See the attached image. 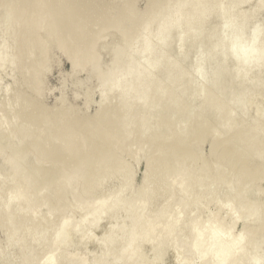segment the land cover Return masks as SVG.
Masks as SVG:
<instances>
[{"label":"bare ground","instance_id":"bare-ground-1","mask_svg":"<svg viewBox=\"0 0 264 264\" xmlns=\"http://www.w3.org/2000/svg\"><path fill=\"white\" fill-rule=\"evenodd\" d=\"M100 1H102V4H99V0H0V11L1 12L3 11V13H5V15H4L5 18H8L10 20H15L16 24L20 26L18 33L17 32L14 33L16 40L14 41V47H12L11 51L9 52L10 57L9 58L5 57V59L10 61L12 66L16 67L20 74L25 72L26 69L29 68L30 69L28 71V72H30L29 77H32L33 79L36 78L37 76H41L42 70H44L46 68V66L48 65L49 50H50V47L52 44H54L56 47H58L60 50H62L64 52V54L67 56L68 60L70 61L71 68L73 70L78 69V68H83L82 66L85 64L90 65V69H91L92 68L91 65H93L99 59L101 60V58L104 57L105 54L101 56L102 53H100V55H99V52H98L99 47L98 46H99V43L101 41V38L104 35H107V33L111 32V31L118 32L119 34H121L126 39V41L130 42L134 38H135L134 41H136V40L138 41L139 35L143 36V38H142L143 41L145 40L144 39L145 37H146V39H148L147 36L149 34L151 37L155 38L154 32H152L153 35H151V31L154 30L157 33L156 37H157V35H158V37L160 36L159 33L162 34L160 36L161 37L160 40L163 38L162 42L164 41V43L166 42L167 44L171 43V45L173 47H174V45H177V47L179 46L178 47L179 49L177 50V52L175 51L176 57L174 60L169 59L170 62H167L165 65H162V63H161V68L163 66V71L158 76H153L151 73V69L157 66L156 62H158V59H153V60L150 59V60H152V62L151 61L148 62V58L149 57L151 58V56H150V52L152 53L151 48H152V50H154V48H155L153 46H149L150 47L149 50L147 49L148 45L146 46V51L148 50V52H149V53L147 52V54L149 56L148 58H146L145 55L142 56L143 59L145 57V60H147V63H150V65L147 68H145L143 66L144 69H141L137 75L135 74L136 76H134L133 78L130 77L131 79L130 78L126 79L125 74L129 73V71L127 72L126 70L124 71L123 69L122 70L124 72H127V73H124V75H121V76L119 75L118 79L116 77L117 73H115V76L113 77V72H114L113 66H110V65H114V63L117 60L111 59V61H109L107 63L108 65L106 67V64L104 63L105 60L103 58V60H101V61H103V63L105 64L104 65L105 68L101 69V67H99L100 64H103L101 62L98 65L99 68L96 66L97 67L96 71L98 72V71H102V70L106 69L107 70L106 72L111 73L110 77H108L102 71V73H103L102 75H101V72L99 73V75L102 76V79H103L104 75H106L105 77H107L108 79H110L111 75H112V79L116 77V81L114 79H113L114 81L112 79H110V81L112 80L114 82V83H112V85L110 83L109 86L104 87V88L101 86L103 88V89L101 88V90H102L101 91V99H100L98 108L93 115H88L86 113H82V114L78 113L77 114L78 116H75V117L66 116L64 114V110L66 107L63 106V104H62L61 108H57V109L55 108L54 110H47L39 103L40 101L37 99V96L34 99H32L29 96V92L26 91L27 88L26 89L24 88V90L21 88V89H19L20 91L18 93H16L15 96L14 95L10 96V99L12 100V102L10 99H8L7 94H5L4 98H0V154L6 156V158H7L6 159L4 156L1 157V155H0L2 163H3L4 159H5V161L9 160L8 164H11L10 162H12L13 165H14V163L16 164V162L26 163L28 159L30 160L29 163L27 164V166L24 165V166H22V168L20 167L19 163L17 164L18 167L16 169V173L12 177L11 181H8V182L4 181L2 178L3 176L0 173V224H1V228H2L4 235L9 239L13 238L14 242L16 244H18L19 246H21V248L27 247L28 246L27 244L33 242L34 239L36 238V235L39 236V232L42 233L41 230L44 229V227H48L50 224H52V225L54 224V221L57 218L56 217L57 213L62 208H64L63 207L64 204L61 201L62 200L64 201L65 198H67L66 195H67L68 190L71 191L72 189H75L76 190V191L74 190L76 192V193L74 192L75 196L78 192L77 189L82 190V192L83 191L87 192L89 190L90 186L93 183H95V181H99V180L101 181L106 175L108 178L109 177L108 174L110 172H113L114 169L116 170L120 167H121L120 169H122V162L121 161H123V159H121V161H120L121 157L119 158V156H121L120 155L121 153L123 154V152H126L129 149H131V146H133L132 149L136 153L152 151L153 156H152V158L149 157L148 163L152 167L154 166L153 168L155 169V168H159V167H165L167 165V162L165 163L166 155H168L172 152L176 155H180L181 159L187 157L188 161H189V158L193 157L192 155H194L193 152H194L195 143H197V147H198V145L200 144V143L198 144V140L201 142V140H200L201 138L203 139L204 137H210L212 140L211 151H212V155H213V156L212 155H210V156H212L213 164H217V163H215L217 160L221 159V161H222V159H226L225 161L228 160L233 166L236 167L237 172H239V174H240L238 176H240L241 178H249L250 177V178L256 179L257 176H259L258 174L256 176V172H254L250 167H248L249 165H247V159L250 157L249 156L250 150L254 151L258 147V145H262L263 137H264V126L261 124L260 125L257 124V125L252 126V124L256 122L255 121L253 123H250L251 128L248 131L238 130V131L232 132L230 135L231 137H229V138L224 137V135L222 137L221 132L227 128H231V130H232L231 125L233 126L235 123L233 121L232 117L228 116L229 103L231 105V102H232V96H231V90H230V87L232 88V86H229V88H226L227 84H224L225 78L221 77V76H223V75H221V71L219 72V70L218 71L216 70V73L211 77V81H209V82H211L213 87H215L216 91L218 90V92L223 93L222 96H224V98L221 99V98H218L217 95L213 96L211 94H206V95L204 94L205 97H204L202 104L201 105L199 104L200 107L195 110L194 105H193V101H194L193 99H195V97L199 94L198 93L199 91L196 89V87L194 85V81H193L192 76L187 74L184 71V69H182L181 65L178 66L179 61L183 60L186 62H183L182 64L187 65L190 69L191 68H200L201 71L203 70L202 72L205 73L206 72L205 68L208 64L207 63L208 60L209 59L211 60V58H212V61H213V59H214L213 57L214 56L216 57L217 53L215 54V52L218 51V48H217L218 45H217L216 41H214L213 39H212L213 42L211 41V38H210V40H208V37H210V36H207V39H206L204 37V35H202V37L199 40L197 39L198 41H195V43H197L198 46L196 44H194L193 47L189 49L188 47H186V46H188L187 42H186V45L184 46V44H183L185 42L184 41L185 40L184 39V33L182 31H180V29H179V25L183 22L184 23V32L185 33H187V32L189 33V31L193 32L192 29H194V27H192V25H191L193 17L197 13H200V12L203 13L202 10L204 11L207 8H212L211 3H210V5L206 4V6H205L204 0H170L167 3H164L166 0H150L149 4L146 6V8L142 12H138L136 9V1H134V0H132V1H129V0L128 1L127 0L126 1L125 0H100ZM221 1H222V4H221L222 7L220 6V8L223 9V13H224L225 12L224 10H226L227 8L225 7V5H223V1L225 3V0H221ZM228 1H226L227 6H229L231 4V3H228ZM234 1L232 2V5H230L231 9H235L236 7H234V6L239 5V4L237 5V2L240 0H236V2H234ZM242 1L243 0H241L240 3H243ZM262 2H263V0H262ZM214 3L216 4V2H214ZM233 4H235V5H233ZM257 4H258V2H257ZM187 5H190L192 7V11H189L188 13H185L188 10L185 12H183V11L181 12V9ZM104 6H107L108 10ZM213 6H214V4H213ZM262 6H264V5H262V3H260L259 10L257 8V11H259V13H257V11H254V16H255V13L258 15L260 14V12L264 9ZM240 7H238L239 11H240ZM222 9H221V14H223ZM252 9L254 10V7ZM260 9H262V10L260 11ZM230 10H229V12H228V9L226 11L228 12V14L231 12L230 14L232 17L234 11H230ZM242 10L243 9L241 8V11ZM243 11H245V9ZM179 12H180V14H179ZM227 12H225V13H227ZM249 12H250V10H249ZM136 13L138 14V16L136 15ZM237 13H239V12H237ZM263 13H264V10H263ZM215 14L217 15V13H215ZM228 14L223 15L224 16V18L222 17L223 23L225 22L227 24V22H229V20H232V19L235 21V17L230 19V16L228 17L229 19L227 18L228 19L227 21L224 20L226 15L228 16ZM236 14L234 13L233 16H236ZM240 14H241V12L239 14H237L238 17ZM243 14H244V12H243ZM245 14H247V12ZM245 14L243 15L244 17H242V15H240L242 18L239 19V23H240V20H242L241 22H243L240 24L242 27L244 25V22H247V20L245 21V19H247L246 18L247 16L245 17ZM258 15H256L257 18L262 17L260 15H259L260 16L259 17ZM200 16H201V14H200ZM254 16L253 15L249 16V18L251 19L249 22V25H248V22H247V26H246V23L244 25L247 27L246 29L250 30V32H252L250 29L251 27L253 30L257 29V28H255V29L253 28L254 23L256 21V16L255 17ZM253 17H254V19L252 20ZM263 18H264V16H263ZM130 19H131V21H130ZM3 20H4V18H3ZM236 20H238V18H236ZM248 21H249V19H248ZM258 21H260V23H258ZM199 22H201V20ZM202 22H203V20H202ZM204 22H205V20H204ZM231 22H233V21H231ZM235 22H237V21H235ZM256 22L258 24L255 23V25L259 26V28H258L259 32L253 31L252 33H253L254 38L252 36V39L250 36V34H252V33H250V34L248 33L249 35L247 34V36H250L249 40L250 41L255 40V42H256V40L259 41L260 38L262 40V37L264 35V30L262 31L263 34L260 33L262 30L261 25L263 24L262 26H264V21H262V18H261V20L257 19ZM209 23H211V22H209ZM214 23H215V21H214ZM220 23H219V19H218V22H217L218 26ZM239 23L237 22V27H236L237 32L234 29V27L236 25L234 22H233L234 27H233V25L230 26L229 28L226 25H224V26L227 27L229 30L231 29V31L233 33H235V35L237 36L238 32H239L238 30L240 28ZM222 24H221V28H222L223 32H221V34L222 33L224 34V32H227L228 30L226 28H224V26ZM229 24H232V23L229 22ZM251 24H253V25L251 26ZM214 26H215L214 30L216 31V28H217L216 24ZM248 26H249V28H248ZM152 27L154 29H152ZM232 27H233V29H232ZM260 28H261V30H260ZM150 29H152V30H150ZM210 29L213 32L212 26L210 27ZM210 29H209V31H210ZM224 29H226L227 31H225ZM241 30L242 29L240 28V31ZM215 31H214L213 35H217V32L215 34ZM232 32H231V35H233V37H234V34ZM243 32L245 33L244 30H243ZM243 32L241 31V33H243ZM228 33H229V31H228ZM228 33H227V35L225 34V36H223L224 38H226V36H228L227 39H229V41H227V43H225V45L226 46L229 45L228 48H230L231 46L233 47L234 45L238 46L239 40L237 39L238 41L236 44V42H235L236 36L234 37L235 43L233 44V38L230 37L231 35H228ZM244 33H243L244 37L242 35V38H241V45H242V42L245 43V40L243 41V39H246V42H247V39L249 38V37L245 38L246 33L245 34ZM218 34H219V32H218ZM255 34H256V36H255ZM259 34L262 35V37L257 36ZM196 35H197V33H196ZM209 35H211V34H209ZM219 36H221V35L219 34ZM198 37H199V35L197 36V38ZM240 37H241V34H240ZM105 38L106 37L102 38L103 41ZM157 38H155V40H157ZM231 38H232V40H231ZM149 39H150V37H149ZM191 39H193V38H191ZM107 40H108V38H107ZM158 40H159V38H158ZM187 40H189V37L187 38ZM205 40H207V42H205ZM140 41H141V39H140ZM140 41H139V43H140ZM231 41H232L233 45H231V43H230ZM258 41H257V44L259 43ZM107 42H109V41H107ZM124 42H125V40H124ZM149 42H150V40H149ZM149 42H147V40L144 41V43H149ZM153 42L154 41H152V43ZM156 42L158 43L159 41H156ZM224 42H226V41L223 40V41H221L222 44L221 43H218V44H221L219 46L220 48L223 47L224 50H226L227 47L225 48V46H223ZM157 43H156V45H157ZM260 43L263 44L262 41ZM160 44L162 45V43H160ZM245 44L247 45L248 42ZM245 44H243V48H247L245 50H246L247 55H248L249 47L252 45V43H251V45L248 44L247 47L244 46ZM105 45H107L106 42L104 43V45H102V46L100 45V46L103 48V47H105ZM135 45H136V43H135ZM135 45L133 44V46H135ZM141 45H142V43L139 44L138 48L142 47L141 48V51H142L144 49V46H141ZM253 45H254V49L257 48V46H259V44L258 45L253 44ZM157 46H159V45H157ZM162 46H165V45H162ZM215 46L217 49L215 48ZM237 46H236V49L234 48V50L238 51L237 53H240V55L238 54L240 60L237 58L236 54L232 53L234 51V50L232 51V48L229 51L227 50V53H229L231 51V53H229V54H232L233 59H234V57L237 58L236 59V60H238L237 63H238V65L240 64L239 66L237 65V63L233 64L235 66V68H236V66H238V67L242 66V69L245 68L244 71H246V73L248 74V72H250L251 68L247 72L246 69L249 68V66L247 64L252 63L253 62L252 59L257 60V61H254V63L259 62L257 64V66H259L260 64H262V62H264V60L262 59L264 56V48H263L264 45H260L262 47L258 48V49H260L259 51H257V49H256V51H257L256 54H255L254 49H252V53L254 51V55H250V61L251 62L248 61L247 63L244 62V60H245L244 52L242 55V51H240L243 49L239 50V46H238V48H237ZM112 48H114V47H112ZM120 48H122V47H120ZM220 48H219L218 53L220 52ZM252 48H253V46H252ZM106 49H107V46H106ZM139 49H138V51H139ZM156 49L157 48H155V52H159ZM35 50H37L36 55L33 54V53H35L34 52ZM224 50H223V52H224ZM124 51H125V49L122 50V53ZM196 52H197V55L195 56V58L197 57V59H191V57L189 55L194 54ZM112 53H113V51H112ZM252 53L250 52L249 54H252ZM113 54H114V58H116L115 57L116 53H113ZM121 55H123V54H121ZM222 55L225 56L223 53H222ZM241 55L243 56V58ZM116 56H117V54H116ZM99 57H101V58H99ZM157 57H158V54H157ZM217 57L220 58L219 54ZM226 57L229 58L228 55H226ZM226 57H224V59ZM258 57H260V60H258ZM140 59H142V58L140 57ZM161 59H162V57H161ZM224 59H223V61H224ZM242 59H243V61H242L243 63H239V61H241ZM2 60H4L3 57H2ZM112 60L114 61V63L112 62ZM225 60H226V62L230 61V59H228L229 61L227 59H225ZM248 60H249V56H248ZM107 61H108V59H107ZM110 62H111V64H109ZM216 63L218 65V61ZM224 63L225 62H223V65H224ZM116 64H118V63H116ZM131 64H132V62L130 61L128 63V65H130L129 68L131 67ZM137 64H140V63L137 61ZM221 64H222V62H221ZM79 65H81V66H79ZM244 65H245V67H244ZM108 66L110 68L112 67V69H111L112 72H111V70L108 69ZM246 66H248V68H246ZM255 66H256V64H255ZM238 67H237V70H239ZM141 68H142V66H141ZM222 68H223V66H222ZM230 68H231V66H230ZM230 68H229V70H230ZM210 69L212 70V68H210ZM210 69L207 68L208 71ZM220 69H221V66H220ZM225 69H227V68L225 67ZM257 69L259 70V67ZM122 70H121V72L119 71V73H123ZM137 71H138V69H137ZM197 71H198V69H197ZM194 72H195V70H194ZM109 73H108V75H109ZM203 73H202V75H203ZM208 73L209 72H207L206 75L209 76ZM212 73H214V72L212 71ZM243 73L244 72H242V75H243ZM130 74L134 75L133 72L132 73L130 72ZM206 75H204V76H206ZM234 75L236 77L235 73H234ZM127 76H129V75H127ZM224 76H225V74H224ZM248 76H247V80L249 82L250 79H248ZM200 77H201V75H200ZM207 77H206V79H207ZM245 77H246V74H245ZM252 78H253V76H252ZM201 79L206 80V79H203L202 77H201ZM231 79H233V78L231 77ZM245 80H246V78H245ZM243 81H244V79H243ZM100 82H102V81H100ZM107 82L109 83V80ZM246 82L247 81H245V83ZM103 83H100V84L104 85V86H106L108 84V83L106 84V82H105V84H103ZM243 84H244V82H243ZM212 85H210V86H212ZM201 86H203V85H201ZM238 86H239V84H238ZM35 88L38 89V87H35ZM201 89L204 90V87ZM261 89L264 90L263 88H261ZM232 90H233V88H232ZM200 93H203V92L200 90ZM244 94H245V92H244ZM251 94H252V92H251ZM237 95H239V94H237ZM241 96H242V94H241ZM233 97H234V94H233ZM225 98H226V100H224ZM235 98H236V96H235ZM249 98H250V95H249ZM235 103H236V101H235ZM232 104H233V102H232ZM236 106H237V103H236ZM242 107L243 108H240V109L245 110L244 109L245 106L243 105ZM247 107H249V106L248 105L246 106L245 111L248 110ZM41 109H43L46 112H42ZM243 110L240 112H243ZM231 111L233 114L234 110L231 109ZM245 111H244V113H245ZM225 114H227L226 117H225ZM223 118H226V119H223ZM249 118H251L252 120L254 119V117L252 118V116H250L247 118L248 121H249ZM255 118H256L255 120L258 119L257 117H255ZM236 125H237V123H236ZM235 127L240 129L238 126H235ZM246 127H247V124H246ZM227 133H228V130H227ZM249 138L254 139V144L250 141L253 144L252 147L248 146L247 141ZM14 139H20L21 145L17 148V150L12 151L11 143ZM19 143L20 142H18V144ZM132 149H131V153L133 152ZM195 149H196V147H195ZM201 153L202 152L200 150V154ZM146 154L150 155L149 152L148 153L146 152ZM135 156H137V154H135ZM196 156H198V155L195 154L194 157H196ZM202 156H203V154H202ZM208 156H209V154H208ZM3 157H4V159H3ZM254 157H256V156L254 155ZM203 159L204 158H202V160ZM183 160L181 162V165L183 163ZM195 160H196V158L194 159V161ZM251 160H250V162H251ZM166 161H168V160H166ZM191 161L193 162L192 158H191ZM191 161H190V164H191ZM196 161L199 162L198 158ZM176 162H177V160H176ZM202 162H204V161H202ZM205 162H207V160H205ZM0 164H1V161H0ZM211 164H212V162H211ZM201 165H203V168H204L203 170H201L202 172L205 171V168L208 170V167L206 166L205 163L204 164L202 163ZM204 165H205V167H204ZM218 165H216V167ZM226 165H227V167L230 166V164L228 166V163H226ZM172 166L175 167L176 169L177 168H179V169H177L175 172V168H172V169H174L173 174H172V172L170 173V171L167 170L168 174L165 173V179L166 178L170 179L173 176L175 177L178 175H180L181 177L186 175V174H184L185 168L184 169L182 168L181 173L177 172V171H180V169H181L180 164L178 166H177V164H176V166H174V165H172ZM183 166H184V164H183ZM185 166H186V163H185ZM213 166H215V165H213ZM223 166H224V164H223ZM194 167L195 166L193 165V169H194ZM227 167H226V169H227ZM124 168H125V166H124ZM170 168H171V166H170ZM190 168L192 169V167H190ZM200 168L202 169V166ZM127 169H128V167H127ZM150 169H152V168H150ZM186 169H188V168L186 167ZM229 169H230V167H229ZM207 170H206V172H208ZM217 170L218 169H216V171ZM219 170H220V168H219ZM191 171H193V170H191ZM191 171H190V174H191ZM201 171H200V173H201ZM228 171H227V173H228ZM234 171H235V169H234ZM153 172H155V171L153 170ZM194 172L192 173V175L194 177L193 176L190 177L189 176L190 174L187 171L188 176L186 175L187 176L186 177L187 180H185L186 183L188 182L189 179L191 180L192 178H195L197 175L199 176L198 173L195 176L197 171L195 173ZM206 172H204V174H206ZM237 172H236V175H237ZM117 173H118V171H117ZM145 173H146V170H145ZM147 173H148V171H147ZM160 173H161V170H160ZM175 173H177V174H175ZM214 173H215V171H214ZM234 173L235 172H233V174ZM169 174H171L170 177H168ZM204 174H203V176H204ZM233 174L230 175L231 176L230 178H232ZM128 175H130V174H128ZM149 175L151 178L152 174L148 173V176ZM158 175L155 174V176H158ZM113 176L111 178H113ZM121 176L123 177L122 174H121ZM124 176H125V173H124ZM130 176H132V175H130ZM198 176H197L198 181H196V182L198 183V185H200L199 183L201 180L203 181V179H201V177H203V176L200 175V179L198 178ZM206 176H207V174L204 177H206ZM122 177H120V180ZM145 177H147L146 174H145ZM163 177H164V174H163ZM188 177H190V178L188 179ZM213 178L211 179L212 183H213V181H212ZM220 178H222V177H220ZM160 179H161V177H160ZM165 179H163V180L165 181ZM234 179L235 178L233 176V180ZM109 180H110V178H109ZM124 180H125V178H124ZM152 180H153V178H152ZM152 180H150V181H152ZM154 180H159V178L154 179ZM217 180H218V176H217ZM226 181H229V178ZM258 181H259V179H258ZM155 182H157V181H154V187L156 185L157 186L160 185V180H159V185H158V183H156V185H155ZM166 182L168 183L169 180L167 179L165 181V184H166ZM55 183H56V187L52 188ZM124 183L121 186H123ZM151 183H150V185L152 186L153 183L152 184ZM161 183H162V180H161ZM189 183L190 182H188V184ZM192 183H194V181ZM192 183H191V188L189 187V190L190 189L193 190L194 185L192 187ZM197 183L195 185H197ZM233 183H234V181H233ZM12 184H14V185L11 186ZM202 184H203V182H201V185L199 187H202ZM229 184H230V182L226 185H229ZM126 185L128 186V184H126ZM234 185H236V184L234 183ZM246 185L247 184L245 183V186ZM93 187H91V188H93ZM98 187H99V184H98L97 188L95 187L93 189H98ZM159 187L161 188V190H159L158 192L162 193L164 191L162 189L163 185H161ZM141 188H142V186H141ZM148 188H149V182H148ZM148 188H147V182H146V186H145V182H144V189H148ZM187 188H188V185H187ZM123 189H125V186H124V188L122 187V190ZM152 189H153V187H152ZM196 189H198V187ZM234 189H235V187H234ZM236 189H237V187H236ZM45 190L47 192L46 194H51L48 197V199H46L47 197L45 195H42V192ZM90 191H91V189H90ZM98 191H99V189L97 190V193L95 191L93 192L94 198H96V196H97V195L95 196V193L100 195V192H98ZM247 191H248V189H247ZM71 192H73V191H71ZM71 192H70V194H71ZM79 192H78V194H79ZM78 194H77V196H78ZM88 194H89V196L87 195V198L90 197L89 192H88ZM160 194L158 193V197H160L159 196ZM163 194H164V192H163ZM244 194H246V193H244ZM72 195H73V193L71 194V196ZM84 195L85 194H83V196ZM101 195H102V193H101ZM155 195H157V194L155 193ZM200 195H201V192H200ZM80 196L82 198V194ZM80 196H78L77 198L75 197L74 199L77 200L80 198ZM90 198L92 199V196ZM79 201H82V199L78 200V202ZM85 201H86V199H85ZM80 204L83 205V203H80ZM250 204H251V201H250ZM45 205H47L49 207V210H48L46 215H43L42 212L39 210L42 206L45 207ZM75 205H77V202ZM78 206L81 207V205H78ZM86 206L89 207V205H87V204L84 205V207H86ZM68 208L69 207H67V209ZM71 208H72V205H71ZM71 208H69V209H71ZM78 208L76 206V209L74 208V211L77 210ZM114 208H115V206H114ZM114 208L111 206V208H109V209L111 211V209L114 210ZM248 208H249V205H248ZM79 209H81V208H79ZM242 209H243V207H242ZM259 209H260V207H259ZM130 210L135 211L136 209L131 208ZM130 210H129V212H130ZM251 210H252V208L250 210H246V211L248 213ZM67 212H70V210H68ZM243 212H244V209H243ZM254 212H255V209H254ZM131 213H132V211H131ZM247 213L242 214V216L245 215V217L247 218ZM257 213H258V211H257ZM62 215L59 214V219H60V217H62ZM251 215L253 216L252 213H251ZM262 215H263V213H262ZM263 218H262V220H263ZM59 219L57 221L58 223H59ZM155 220H156V218H155ZM256 220L258 221L259 219H256ZM256 224H257V222H256ZM55 225H56V222H55ZM72 226H73L72 220L68 221V222L66 221L65 224L62 226L60 232L56 231L57 232V234H56V232L53 231V233H55L54 238L55 239L57 238V240H59V241L62 240L65 237L64 236L65 233L69 229H71ZM50 228H51V226H50ZM55 228L56 227L53 225L54 230H55ZM53 229H51V230H53ZM57 229H58V225H57ZM254 229L256 230L255 227H254ZM248 230H249V228H248ZM255 230H254L253 235L255 234ZM260 230H261V228H260ZM135 231H136V229H135ZM256 231H258V230H256ZM250 233H252L251 230L247 231V234L249 236H252ZM260 233H258L257 237L261 238L260 240H264V239H262V237L264 238V233L263 234L261 233L263 235L262 237L259 236ZM255 236H256V234L254 235V237ZM51 237L52 236H50V237L48 236V240ZM254 237H252V238H254ZM257 237H255V238H257ZM45 238H47V237H45ZM54 238H53V240H54ZM252 238L251 237L249 238L248 243L252 241ZM40 239H41V235H40ZM57 240L55 242H57ZM50 241H51V239H50ZM35 242H36V240H35ZM51 242H49L50 245H52ZM78 244H80V245H84V244L93 245V244H95V240L93 239V236L90 232L85 231L82 234H80V237H78ZM249 245L252 248V246L255 245V242L253 245L251 243ZM44 246H45V244H44ZM45 247H44V250H45ZM47 247H49V246H47ZM256 247H258V245H256ZM26 250H27V248H26ZM2 251H3V249H0V254L2 253ZM5 251L6 250L4 249V252ZM47 251H48V249L46 250V252L44 251V253L46 254ZM66 251H68V253H66L68 255V254H70V251H72V250L70 249V251L69 250H66ZM110 251L111 250H108V252L112 255L110 257L115 258V256L116 257H122L123 251H125V250L124 249H123V251L120 250L121 253H119V255H121V256L117 255L118 252L116 255L115 254L113 255L114 251L113 252H110ZM176 251H177V248L175 247L171 252L172 257H175ZM246 251H247V249H246ZM6 252L9 254L8 251H6ZM48 253L46 255H50ZM62 253H63L62 254L63 256L60 255L61 258L59 259L60 262H56L54 264H71L73 262V260L74 261L76 260L75 264H78L77 258L79 257L80 252H78L79 254H77V252H76V257H77L76 259L74 257L75 253L73 254V256L71 253V256L74 257L71 262L69 261V260H71L70 259L71 256L69 255V259H68L67 258L68 256H66V254H64L65 249H64V251L62 250ZM256 253H258V252L256 251ZM222 254L220 255L221 257H226L227 253L223 252ZM245 255L246 254L242 255L241 259H243V260L246 259L247 257H245ZM57 256L59 257V255H57ZM243 256H244V258H243ZM256 256H257V258H256ZM256 256H254L255 257L254 260H256V262L258 260V262H259L260 257L258 256V254ZM11 257H13V256L11 255ZM34 257L39 258V257H36V255ZM42 257H45V256H42V254H41L38 261L37 260H34L32 262L30 261L31 263L22 261L19 264H38L40 262V260H43V259H41ZM106 257H107V255L105 254V258ZM9 259H10V257H9ZM44 259L46 261L52 262V260L50 258H48V260H47V258H44ZM101 259L103 262L106 261L104 259V256H102ZM28 260H29V257H28ZM250 260H248V261H250ZM254 260L252 258V262H254ZM7 261H8V259H7ZM81 261L83 262V260H81ZM102 261H99V262L102 264ZM23 262H25V263H23ZM86 262H88V260ZM86 262H85V264H86ZM240 262L242 264V260ZM246 262H247V259H246ZM80 264H81V262H80ZM243 264H244V262H243Z\"/></svg>","mask_w":264,"mask_h":264},{"label":"rangeland","instance_id":"rangeland-1","mask_svg":"<svg viewBox=\"0 0 264 264\" xmlns=\"http://www.w3.org/2000/svg\"><path fill=\"white\" fill-rule=\"evenodd\" d=\"M129 1H132V0H129ZM134 1H136V9L138 12H142L150 2V0H134ZM169 1L170 0H166L164 3H167ZM226 1H228V0H225V3L223 1V5H225V7L228 9V12H229V10L231 9L230 5H232V2L234 0L228 1V3H231L229 5L230 7L227 6ZM240 1L237 2V5L238 4L239 5L234 6L236 8L231 9L230 11H234L235 14L237 12H239V13L241 12L240 15H242V17H244L243 15L247 12V14H245V17L247 16L246 17L247 19H245V21L247 20L248 25H249V22L251 20L249 18V16H251V15L254 16V11H257V8L259 10L260 3H262V5H264L263 4L264 0H263V2H262V0H260V1L259 0H243L242 1L243 3H240ZM214 2H216V4ZM234 2H236V0ZM257 2H258V4H257ZM204 3H205V6H206V4L210 5V3H211L212 8H207L204 11L202 10L203 13H201V12L197 13L193 17L192 22H191L192 27H194V29H192L193 32L189 31V33L187 32L188 33L187 34L184 32V23L182 22L179 25L180 31H182L184 33V39H185L184 40L185 42L183 43L184 46L186 45V42H187L188 46H186V47H188L189 49L192 48L194 44L197 45V43H195V41H198L202 37V35H204V37L206 39H207V36H210V37H208V40H210V38H211L212 42H213V40L216 41V43L218 45L217 46L218 51L220 48L219 46L222 44L221 41H223V40L226 41L223 43V46H225V48L226 47L228 48L229 45H227V46L225 45V43H227V41H229V39H227L228 36H226V38H224L223 36H225V34L227 35L228 31L230 33V34L228 33V35H231L232 31H231V29L229 30L228 28L232 25L234 27L233 22L236 24L234 29L237 32V29H236L237 22L239 23V19L242 17L240 15L238 17L237 14H239V13L236 14L237 17L233 16L234 15L233 12H232L233 15L231 17V14H230L231 12L229 13L230 14L229 15L228 12L226 11L227 9L224 10L227 13H225V12L223 13V9L220 8V6L222 7V5H221L222 1L221 0H213V1L212 0H204ZM99 4H102V1L99 0ZM213 4H214V6H213ZM235 4H233V5H235ZM104 7H106V9L108 10L107 6H104ZM238 7H240V11H239ZM253 7H254V10L252 9ZM262 7L264 8V6H262ZM241 8L243 10L245 9V11H243V10L241 11ZM221 9H222L223 14H221ZM262 9H260V11ZM249 10H250V12H249ZM263 10L259 14L262 17H260L258 14L255 13V16L258 15L260 17V18H257V16H256V21H257V19L261 20V18H262V21H264L263 20L264 19L263 18V16H264ZM182 11L183 12L187 11L185 13H188L189 11H192V7L190 5H187L181 9V12ZM243 12H244V14H243ZM2 13H3V11L2 12L0 11V98H4L5 94H7L8 99H10V96H12V95L15 96L16 93H18L20 91L19 89L22 88L24 90V88L25 89L27 88L26 91L29 92V96L32 99H34L37 96V99L40 101L39 103L47 110H54L55 108L56 109L61 108V106L63 104V106L66 107L64 110V114L66 116L75 117V116H78L77 115L78 113H81V114L86 113L88 115H93L96 112L98 105H99V102H100V99H101V91H102L101 88L102 87L103 88L107 87L110 85V83L112 85V83H114L113 81L114 80L116 81V77L118 79L119 75L120 76L124 75V73H127L128 71H129V73L125 74L126 79L127 78L129 79L130 77L133 78L134 76H136L138 74V72L141 69H144L143 66L145 68H147L150 65V63H147V60H145V57H144V59L142 57L144 55L146 56V58L149 57L147 54V52L150 48L149 46H153V47L157 48L156 49L157 51H159V52H155V48H154V50H152V48H151V51H152V53L150 52L151 58L150 57L148 58V62L149 61L152 62L153 59H158V62H156L157 66L151 69V73L153 76L160 75V73L163 71V66L161 68V63H162V65H165L167 62H170L169 59L174 60L176 57V52L179 49L178 48L179 46L177 47V45H174V47H173L171 45V43L167 44L166 42L164 43V41L162 42L163 38L160 40V38H161L160 36L162 35L160 33H159V35H160L159 37L157 35V37L159 38V40H158V38L156 37L157 33L154 30L151 31V35H153L152 32H154V37L157 38V40H155V38L151 37L150 34L147 36L148 39H146V37L144 38L145 39L144 41L147 40V42H149V40H150L149 43H144V41L142 40L143 36H140V35H139V38L137 37L138 41L137 40L134 41L135 40V38H134L133 40H131L129 42V41H126V39L121 34H119L118 32L111 31V32H108L107 35H104L102 37V38L106 37L104 39V41L101 38V41H100L99 46H98L99 47L98 52H99V55H100V53H102L101 56L105 54L103 58L105 60L104 63L106 64V67L108 65L107 63L109 61H111V59H114V60L116 59L118 61V62L116 61L114 63V61L112 60L114 65H110V66H113V71H114L113 77L115 76V73H117L116 77L113 78L114 80L112 79V75H111L110 79H112L113 81L112 80L110 81V79L105 77L106 75L108 77H110V74H111L109 72H106L107 71L106 69L102 70L103 73L106 74L103 76L104 80L102 79V76L99 75L100 72H101V75L103 74L102 71H98V72L96 71L98 65L101 62L103 63V61H101V60H103V58L99 57V58H101V60L99 59L96 63L91 65L92 66L91 69H90V65L85 64L82 66L83 68H78V69L73 70L71 68V64H70V61L68 60L67 56L64 54V52L62 50H60L54 44L51 45L50 50H49L48 65L46 66V68L44 70H42L41 76H37L36 78L33 79L32 77H29V74H30V72H28L30 70L29 68L26 69L25 72L20 74L18 69L16 67L12 66L10 61L5 59V57H7V58L10 57L9 52L11 51V48L14 47V41L16 40L14 33L15 32L18 33L20 26L16 24L15 20H10L8 18H5V16H4L5 13H3V14ZM215 13H217V15ZM257 13H259V11H257ZM179 14H180V12H179ZM200 14H201V16H200ZM224 14H228V16L226 15L224 20L227 21L229 19L228 17L230 16V19L235 17V21H237V22H235L232 19V20H229V22L232 24H229V22H227L228 25L225 22H224L225 23L224 24L222 21V17L224 18V16H223ZM136 15L138 16L137 13H136ZM254 17L252 18V20L254 19ZM3 18H4V20H3ZM236 18H238V20H236ZM218 19H219V23L221 22L219 24V26L217 24ZM248 19H249V21H248ZM200 20H201V22H199ZM202 20H203V22H202ZM204 20H205V22H204ZM213 20L215 21V23ZM130 21H131V19H130ZM231 21H233V22H231ZM241 21L242 20H240V23H239V26L242 29L241 31L242 32H243V30L245 31L246 34L243 32L246 36L245 38L249 37L247 39L248 44L251 45V43H252V45L250 46L251 48L249 47V53L250 52L252 53V49H254L253 44H256V45L259 44V46H257V48L254 49L255 54H256V52L260 50L258 48L262 47L260 45H264V39H263L264 35H263V37L260 34L257 35L259 37L261 36L262 40H261V38L260 39L258 38L259 41L256 40V42H255V40L250 41L249 39H250V36L252 39V36H253L252 32L253 31L254 32L258 31L259 26L255 25V23L258 24V23H260V21H258V23L256 21H255V23L253 22L254 23L253 28L254 29L257 28V29L253 30L251 27L250 29L252 32H250L249 29H246L247 28L246 27L247 22H244V25L246 23V26L243 25V27H242L240 24L243 22H241ZM209 22H211V23H209ZM215 24L217 26L216 31L214 30ZM221 24L223 26L226 25L228 27L227 28L224 26V28H226L228 30L227 31L226 29H224L225 31H227V32H224V34L223 33L221 34V32H223V30L221 28ZM252 25L253 24H251V26ZM262 25H261L262 30L260 28L261 34H263L262 31L264 30L263 29L264 26H262ZM211 26H212L213 32L210 29ZM153 27H152V29L155 28V27L154 28ZM233 27H232V29H233ZM240 28L238 30L239 32H238L237 36L235 35V33H233V32L232 33L234 34V37L236 36V38H235L236 44H237V41L239 40L238 41L239 42V44H238L239 50L243 49L240 51H242V55L244 52V54H245L244 55V58H245L244 62L247 63L248 61H250V55H254V51L252 54L248 53V55H247V52L245 50L247 48H243V44L247 43L246 39H243V41L245 40V43L242 42V45H241V38H242L243 33H241ZM248 28H249V26H248ZM152 29H150V30H152ZM209 29L211 32L209 31ZM214 31H215V34L217 32L218 36L213 35ZM218 32L222 37L219 36ZM196 33H197V35H196ZM248 33L249 34L252 33V34H250V36H247ZM209 34H211V35H209ZM240 34H241V37H240ZM256 34H255V36H256ZM198 35H199V37L197 38ZM149 37H150V39H149ZM188 37H189V40H187ZM230 37L233 38V44H234L235 42H234L233 35H231ZM243 37H244V35H243ZM107 38H108V40H107ZM191 38H193V39H191ZM232 38H231V40H232ZM253 38H254V36H253ZM140 39H141V41H140ZM124 40H125V42H124ZM107 41H109V42H107ZM139 41H140V43H142L141 46H144V49L142 51H141L142 47H139L140 49L138 48V46L140 44ZM152 41H154V42L152 43ZM156 41H159V42L157 43ZM257 41L259 42L258 44H257ZM261 41L263 42V44L260 43ZM105 42L107 45H105V47H103L104 48L103 49L101 46L104 45ZM205 42H207V40H205ZM135 43H136V45H135ZM156 43L159 46H157ZM160 43H162V45H165V46H162ZM218 43H221V44H218ZM230 43H231V45H233L232 41ZM133 44L135 46H133ZM248 44L247 45L245 44L244 46L247 47ZM147 45H148V47H147L148 50L146 51ZM106 46H107V49H106ZM236 46L237 45H234L233 47L231 46L228 49L226 48V50H224V48L221 47L219 53H218V51H216L215 52V54L217 53L216 57L214 55H213L214 57L212 56L215 60L213 59V61H212V58H211V60L210 59L208 60V62H207L208 67L206 66V68H205L206 72L205 73H203L202 72L203 70L201 71L200 68H191L190 69L187 65L182 64L183 62H186V61L182 60V61H179V63H178V66L181 65L182 69H184V71L187 74L192 76L193 81H194V85H195L196 89L199 91L198 92L199 94L195 97V99H193L194 100L193 105H194L195 110L200 107L199 104L200 105L202 104L206 94H211L213 96L217 95V97L221 98V99L224 98V96H222L223 93L218 92V90L216 91L215 87H213V85L209 81H211V77L216 73V70L217 71L219 70V72L221 71V75H223V76L225 74L224 77L223 76H221V77L225 78L224 84H227L226 88H229V86H232V88H233V90H232V88L230 87L233 104H232V102H231V105L229 103L228 116L229 117L231 116L233 121L235 122L234 125L238 126L240 128V129H238L234 125H233L234 127L231 125L233 131L231 130V128L224 129V131L221 132V135H222V137L224 135V137H226V138L231 137L230 135L234 131H238V130L248 131V130H250V128H251L250 123H253L255 121L256 122L253 123L252 126L257 125V124H259V125L261 124L264 126V90L261 89V88L264 89V62H262V64L257 66V64L259 62L254 63V61H257V60L252 59L253 62L249 63L250 65L247 64L249 66V68H248V66H246V68H248V69H246L247 72L251 68L250 72H248V74H247L246 71H244L245 68L242 69V66H240L241 68L238 67L240 64L238 65V63H237L238 60H236V59L238 58L240 60V58H239L240 53H237L238 51L234 50V48L236 49ZM238 46H237V48H238ZM252 46H253V48H252ZM112 47H114V48H112ZM120 47H122V48H120ZM215 48H216V46H215ZM231 48H232V51L234 50L232 53L236 54L237 58L234 57V59H233L232 54H229V53H231V51L229 53H227V50L229 51V50H231ZM123 49H125V51L122 53ZM138 49H139V51H138ZM256 49H257V51H256ZM223 50H224V52H223ZM112 51H113V53L117 54V56L115 54L116 58H114V54L112 53ZM34 52L35 53H33V54L36 55L37 50H35ZM222 53L225 56H223ZM121 54H123L124 56ZM157 54H158V57H157ZM218 54H219V57L221 59L217 57ZM196 55H197V52L194 54H190L189 56L191 57V59H197V57L195 58ZM226 55H228L229 58L226 57ZM248 56H249V60H248ZM2 57L4 58V60H2ZM140 57L142 59H140ZM161 57H162V59H161ZM224 57H226L225 59H227V60L230 59V61L228 60L229 62H226ZM222 58L224 59V61ZM242 58H243V56H242ZM107 59H108V61H107ZM150 59H152V60H150ZM262 59L264 60V56ZM258 60H260V57H258ZM130 61L132 62V64H131V67L129 68L130 65H128V63ZM137 61L140 64H137ZM217 61H218V65L216 63ZM242 61H243V59L241 61H239V63H243ZM221 62H222V64H221ZM223 62H225L224 65H223ZM104 63L99 65V67H101V69L105 68ZM116 63H118V64H116ZM236 63L238 66H236V68H235V66L233 64H236ZM109 64H111V62ZM255 64H256V66H255ZM79 66H81V65H79ZM141 66H142V68H141ZM220 66H221V69H220ZM222 66H223V68H222ZM230 66H231V68H230ZM225 67L227 69H225ZM237 67L239 70H237ZM244 67H245V65H244ZM258 67H259V70L257 69ZM207 68H209V69L212 68V70L210 69L208 71ZM229 68H230V70H229ZM108 69L111 70L112 67L110 68L108 66ZM122 69L124 71L126 70L127 72H124ZM137 69H138V71H137ZM197 69H198V71H197ZM121 70L123 71V73H119V71L121 72ZM194 70H195V72H194ZM200 71L203 73V75ZM212 71L214 73H212ZM111 72H112V70H111ZM130 72L131 73L133 72L134 75L130 74ZM207 72H209L208 73L209 76L206 75ZM242 72H244L243 75H242ZM108 73H109V75H108ZM234 73L236 74V77H235ZM245 74H246V77H245ZM127 75H129V76H127ZM200 75L203 79H206L207 76L208 77L206 80H202ZM204 75H206V76H204ZM230 76L233 79H231ZM247 76H248V79H250L251 81L249 80V82H248ZM252 76H253V78H252ZM245 78H246V80H245ZM243 79H244V81H243ZM108 80H109V83L107 82ZM100 81H102V82H100ZM245 81H247V82L245 83ZM105 82H106V84L108 83L106 86L100 84V83L105 84ZM243 82H244V84H243ZM238 84H239V86H238ZM201 85H203V86H201ZM210 85H212V86H210ZM35 87H38V89H36ZM203 87H204V90L201 89ZM200 90L203 93H200ZM244 92H245V94H244ZM251 92H252V94H251ZM233 94H234V97H233ZM237 94H239V95H237ZM241 94H242V96H241ZM249 95H250V98H249ZM235 96H236V98H235ZM224 100H226V98ZM235 101L237 103V106H236ZM11 102H12V100H11ZM242 104L245 106L244 107L245 110H246V106L247 105L249 106V107H247V109H248L247 111L240 109V108H243ZM231 109L234 110L233 114H232ZM41 110H42V112H46L43 109H41ZM242 110H243V112H240ZM244 111H245V113H244ZM226 115L227 114H225V117H226ZM250 116H252V118L254 117V119L252 120L251 118H249V121H248L247 118ZM255 117H257L258 119L255 120L256 119ZM223 119H226V118H223ZM236 123H237V125H236ZM246 124H247V127H246ZM227 130H228L229 134L227 133ZM200 140H201V142L198 140V144L200 143L201 145L202 144L203 145L201 146L199 144L197 147V143H195L194 152H193L194 155H192L193 157H191L193 159V162L191 161V158H189V161H188L187 157L186 158L182 157L184 159L183 160V159H181L180 155H176L172 152V153L166 155V159L164 158L165 163L167 162V165L165 167H159V168H155V169L153 168L154 166L152 167L148 163L149 157L152 158V156H153L152 151H146L147 153L149 152L150 155H147L146 152L136 153L132 149L133 146H131V149L133 150L132 153H131V149H129L128 151L123 152V154L121 153L120 154L121 156H119V158L121 157L120 161H121V159H123V161H124V162L121 161L122 162V169H120L121 167L116 169V170L114 169L113 172H110L108 174V176H109L108 178L106 175L101 181L100 180L95 181V183H93L90 186V188L87 192L86 191L82 192V190L77 189L78 192L80 191L79 194L77 192L78 196H80L82 194V198L80 196L79 199H77V200L74 199L75 197L76 198L78 197L77 194H76V196L74 194V192L76 190L72 189L71 191H73V192L68 190L67 195H66L67 198H65L64 201L63 200L61 201L64 204V206H63L64 208H62L57 213V216H56L57 218L53 224L56 227L55 230L53 229L52 224H50L48 227H44V229L41 230L42 233L39 232V236L36 235V238L34 239V241L27 244L28 245V246L26 245L27 247L21 248V246H19L18 244H16L14 242L13 238L12 239L7 238L4 235L2 228H1V224H0V249H3V251H2L3 254L2 253L0 254V264H6V263L7 264H19L22 261H25V262H30V261L32 262L34 260L38 261L41 254H42V256H45V257L41 258L44 261L40 260V262H39L40 264H54L56 262H60L59 259L61 258V256H63L62 250L64 251V249H65L64 254L68 253V251H66V250H69V251H70V249L72 250V251H70V254H68V255L66 254V256H68L67 257L68 259H69V255L71 256V253H72V256L75 253L74 257L76 259L77 258L76 252H77V254H79L78 252H80L79 257L77 258L78 264H80V262L82 264L84 261L86 262L87 260H88V262H86V264H101L99 261H102V259H101L102 256H104V259L106 260L104 262L102 261V264L103 263L104 264H121V263L122 264H241V262H240L241 260H242V264H243V262H244V264H264V240H260L261 238L257 237L258 233H260V232L262 234L264 233V218H263L264 217V144H263L264 143V137H263L262 145H258V147L254 151L250 150V154H249L250 157L247 159V165H249L248 167H250L254 172H256V176H257V174L259 175V176H257L256 179L250 178V177L249 178H241L240 176H238L240 174H239V172H237L236 167L233 166L228 160L225 161L226 159H222V161H221V159L217 160L218 162L217 161L215 162L217 164H213V160H212L213 155H212V151H211V146H212L211 138L210 137H204L203 139L201 138ZM17 141L20 143L18 144ZM250 141L254 144V139L249 138L247 141L248 146L252 147L253 144ZM20 145H21L20 139H14L11 143L12 151L17 150V148ZM195 147H196V149H195ZM200 150L202 152L201 154H200ZM135 154H137L138 157L135 156ZM195 154L198 156L194 157ZM202 154H203V156H202ZM208 154H209V156H208ZM0 155H1V157L4 156L2 154H0ZM210 155H212V156H210ZM254 155L256 157H254ZM4 157L6 158V156H4ZM4 157H3V159H4ZM195 158H196V160L198 158L199 162L196 160H195L196 161L195 162L194 161ZM202 158H204V159L202 160ZM166 160H168V161H166ZM176 160H177V162H176ZM182 160H183V163L181 165ZM205 160H207V162H205ZM250 160H251V162H250ZM0 161H1L0 173L3 176L2 177L3 180L7 181V182L11 181L12 177L16 173V169L18 167L17 164L19 162H16V164L14 163V165H13L12 162H10L11 164H8L9 160L5 161V159H4V161L2 163V160L0 158ZM29 161L30 160L28 159L26 163L20 162L19 163L20 167L22 168V166H24V165L27 166ZM190 161H191V164H190ZM202 161H204V162H202ZM211 162H212V164H211ZM185 163H186V166H185ZM200 163L201 164L205 163L206 166L208 167V170L205 168V171H204V172H206V170L208 171V172H206V174H207L206 177H204L206 174H204V172L201 171L204 168H203V165H201ZM226 163H228V166L230 164V166H229L230 169H229V167H227ZM176 164H177V166L180 164L181 169H180V171H177L179 173H181L182 168L183 169L185 168L184 169L185 173L184 172L183 173L186 175H187V171L190 174V171L193 170V171H191V174L189 175L190 177L193 176L192 173L194 171L195 172L197 171L195 176L197 175V173L199 174V176L197 175L199 179H200V175L203 176V174H204V176L201 177V179H203V181L201 180L199 183L201 185V182H203L202 187H199L200 185H198V183L196 182V181H198L197 176L195 177L196 179L192 178L191 180L189 179L190 177H188V179H189L188 182H190L189 183L190 185L188 184V182L187 183L185 182V180H187L186 177L188 175L186 176L184 174H183L184 176H182V177L180 175H178L175 177L173 176L170 179L169 178L165 179V173H167L168 171H170V173L172 172V174L174 173V171H173L174 169H172V168H175V167H173L172 165L176 166ZM183 164H184V166H183ZM223 164H224V166H223ZM193 165L195 166L194 169H193ZM213 165H215V166H213ZM216 165H218V166L216 167ZM124 166H125V168H124ZM170 166H171V168H170ZM201 166H202V169L200 168ZM127 167H128V169H127ZM186 167L188 169H186ZM190 167H192V169ZM204 167H205V165H204ZM226 167H227V169H226ZM232 167L235 169V171ZM150 168H152V169H150ZM215 168L218 169L217 170L218 172L216 171ZM219 168H220V170H219ZM177 169H179V168H177ZM177 169L175 168V172ZM145 170H146V173H145ZM153 170L155 172H153ZM160 170H161V173H160ZM199 170L201 171V173ZM117 171L119 174L117 173ZM147 171L149 174H152L151 178H150V175L148 176ZM214 171H215V173H214ZM227 171H228V173H227ZM233 172H235V173L233 174ZM236 172H237V175H236ZM124 173H125V176H124ZM121 174L123 175V177L121 176ZM128 174H130L132 176H130ZM145 174L147 175L148 178L145 177ZM155 174H157V175L159 174V175L155 176ZM163 174H164V177H163ZM175 174H177V173H175ZM231 174H233V176L235 178L234 180H233V176H232V178H230ZM112 176L114 179L111 178ZM170 176H171V174H169L168 177H170ZM217 176H218V180H217ZM120 177H122L121 180H120ZM160 177H161V179H160ZM220 177H222V178H220ZM109 178H110V180H109ZM124 178H125V180H124ZM152 178H153V180H152ZM158 178L160 180V185H159V180H154V179H158ZM212 178H213V180H212L213 183L211 182ZM228 178H229V181H226V180H228ZM163 179H165V181L168 179L169 182L168 183L166 182V184H165V181ZM258 179H259V181H258ZM150 180H152L153 182ZM161 180H162V183H161ZM154 181H157V182H155V185H156V183H158L159 186L163 185L162 189L164 190L163 191L164 194H163V192L162 193L158 192L159 190H161V188L159 186L156 185L154 187ZM193 181H194V183H192ZM233 181L236 185H234ZM144 182H145V186H146V182H147V188H148V182H149V188L148 189H144ZM151 182L153 183L152 186L150 185ZM229 182H230V184L226 185ZM97 183L99 184V187H98L99 191L98 192H100V195L96 194L98 189H93L95 187L97 188V186H98ZM123 183H124V185L121 186ZM191 183H192V187L194 185L193 190H191V189L189 190V187L191 188ZM196 183H197V185H195ZM245 183L247 184L246 186H245ZM126 184H128V186ZM13 185L14 184H12L11 186H13ZM187 185H188V188H187ZM124 186H125V189L122 190V187L124 188ZM141 186L143 189L141 188ZM55 187H56V183L53 185L52 188H55ZM91 187H93V188H91ZM152 187H153V189H152ZM195 187L196 188L198 187V189H196ZM234 187H235V189H234ZM236 187H237V189H236ZM90 189H91V191L92 190L93 191L91 192ZM247 189H248V191H247ZM94 191L96 192L95 196L97 195L96 196L97 199L94 198V193H93ZM70 192H71V194L73 193V195H72L73 197L71 196ZM88 192L90 193V197L92 196V199L90 197L87 198V195L89 196ZM200 192H201V195H200ZM46 193L47 192L45 190L42 192V195H45L47 197L46 199H48V197L51 194H46ZM101 193H102V195H101ZM155 193L157 195H155ZM158 193L159 194L161 193L159 195L160 197H158ZM244 193H246V194H244ZM83 194H85V195L83 196ZM81 199H82V201L78 202V200H81ZM85 199L88 203L85 201ZM74 200L77 202V205H75L76 202ZM250 201H251V204H250ZM80 203H83V205ZM86 204L89 205V207H87V206L84 207V205H86ZM71 205H72V208H71ZM78 205H81V207ZM248 205H249V208H248ZM76 206H77V208L79 207L81 209L78 208L79 210L77 209L74 211V208L76 209ZM111 206L113 208L115 206V208H114V210L111 209V211H110L109 208H111ZM67 207H69L71 209H69V208L67 209ZM242 207L244 209V212H243ZM259 207H260V209H259ZM131 208H134L136 210L135 211L130 210ZM251 208L253 211L251 210L247 213L246 210H250ZM254 209H255V212H254ZM48 210H49V207L47 205H45V207L42 206L39 211H41L43 215H46ZM68 210H70L71 213L67 212ZM129 210H130V212H129ZM131 211H132V213H131ZM257 211H258V213H257ZM246 213H247V218L245 217V215L242 216V214H246ZM251 213L253 214V216L251 215ZM262 213H263V215H262ZM59 214L60 215L63 214L62 217H60V219H59ZM155 218H156V220H155ZM262 218H263V220H262ZM58 219H59L60 224L57 222ZM256 219H259V220L257 221ZM71 220H72L73 226L71 229H69L65 233V235H64L65 237L60 241L57 240V238L55 239L54 238L55 233H53V231L54 232H56V231L60 232L61 228L65 224V222L66 221L68 222ZM55 222H56V225H55ZM256 222L258 225L256 224ZM57 225H58V229H57ZM50 226H51V228H50ZM254 227L258 231H256L254 229ZM248 228H249V230H248ZM260 228L262 231L260 230ZM51 229H53V230H51ZM135 229H136V231H135ZM250 230L252 232V233H250L252 236H249L248 235L249 233L247 234V231H250ZM254 230H255V234H256L255 237H257V238L254 237L255 234L253 235ZM85 231H88L92 234L93 239L95 240V244H93V245H90V244L80 245V244H78V237H80V234H82ZM57 232H56V234H57ZM261 233L259 234V236L262 237L263 235ZM40 235H41V239H40ZM48 236L49 237L52 236L54 238V240L52 237L50 238L51 241L53 240L52 241L53 243L50 241V239L48 240ZM45 237H47V238H45ZM248 237L249 238L254 237V238H252V241L248 243V240H249ZM262 239H264V238L262 237ZM35 240H36V242H35ZM56 240H57V242H55ZM253 241L255 242V245H253L254 244ZM49 242H51L52 245H50ZM250 243L253 245L252 248L249 245ZM44 244L46 247L44 246ZM256 245H258V247H256ZM47 246H49V247H47ZM44 247H45V250H44ZM175 247L177 248V251H176L175 257H172L171 252ZM26 248H27V250H26ZM46 248L48 249L47 253L49 252L48 254H50V255H46L47 253L46 254L44 253V251L46 252V250H47ZM4 249L6 251H8L9 254L6 251L4 252ZM123 249L125 251H123ZM246 249H247V251H246ZM108 250H111L110 252L114 251L113 255L114 254L116 255L117 252H118L117 255H119V253H121L120 250H122L123 256L122 257H116L115 256V258L110 257L112 255L108 252ZM256 251L258 253H256ZM223 252L227 253L226 257L220 256ZM105 254L107 255L106 258H105ZM244 254H246L245 257H247L246 258L247 262H246V259H244V260L241 259L242 255H244ZM257 254L260 257L259 262H258V260H257V262H256V260H254V258H255L254 256H256ZM11 255L13 257H11ZM35 255H36V257H39V258H35L34 257ZM57 255H59V257ZM119 256H121V255H119ZM9 257H10V259H9ZM28 257H29V260H28ZM71 257H70L71 260H69L70 262L74 258V257H72V258ZM44 258H47V260H48V258H50L52 260V262L46 261ZM243 258H244V256H243ZM252 258H253L254 262H252ZM256 258H257V256H256ZM7 259H8V261H7ZM81 260H83V262ZM237 260L238 261L240 260V261L238 262ZM248 260H250V261H248ZM75 261L73 260L74 263L72 262L71 264H75ZM25 262H23V263H25ZM85 262L83 264H85Z\"/></svg>","mask_w":264,"mask_h":264}]
</instances>
